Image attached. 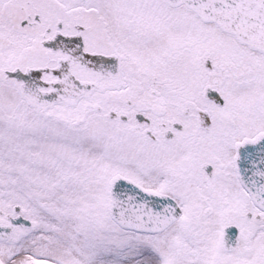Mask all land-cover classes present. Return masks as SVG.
I'll use <instances>...</instances> for the list:
<instances>
[{
    "label": "snow or ice",
    "instance_id": "6c2138e0",
    "mask_svg": "<svg viewBox=\"0 0 264 264\" xmlns=\"http://www.w3.org/2000/svg\"><path fill=\"white\" fill-rule=\"evenodd\" d=\"M0 264H264V0H0Z\"/></svg>",
    "mask_w": 264,
    "mask_h": 264
}]
</instances>
